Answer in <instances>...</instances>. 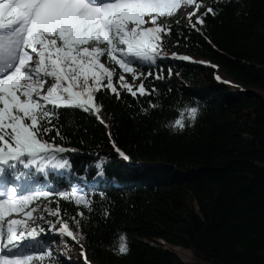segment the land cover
Listing matches in <instances>:
<instances>
[{"label":"trees","instance_id":"obj_1","mask_svg":"<svg viewBox=\"0 0 264 264\" xmlns=\"http://www.w3.org/2000/svg\"><path fill=\"white\" fill-rule=\"evenodd\" d=\"M205 6L217 14L207 15L199 31L189 27L188 16L168 18L165 58L141 65L155 94L98 93L107 127L79 108L58 110L53 124L63 138L55 131L49 138L73 149L61 157L70 166H49L46 175L32 168L35 187L77 190L93 210L57 195L38 201L58 206L74 232L71 217L82 210L84 239L50 230L60 224L45 211L44 231L25 240L19 254L51 251V259L45 255L36 264H198L182 261L162 241L204 264H264V0H205ZM190 107L198 108L194 122L187 118ZM181 112L186 127L173 129ZM121 236L126 254L118 251Z\"/></svg>","mask_w":264,"mask_h":264},{"label":"snow or ice","instance_id":"obj_2","mask_svg":"<svg viewBox=\"0 0 264 264\" xmlns=\"http://www.w3.org/2000/svg\"><path fill=\"white\" fill-rule=\"evenodd\" d=\"M182 6H194L188 14L189 27L198 31L197 25L202 27L207 15L217 14L212 6H205V0H0V264H36L43 262L45 255L52 258L51 251L19 254L25 240L35 241L44 231L37 222L44 217H37L39 208L33 206L38 201L57 195L89 212L93 210L92 200L77 190L53 192L35 187L38 179L30 170L35 168L46 175L49 166H70L61 157L73 149L49 138L53 131L61 137L53 124V120L59 121V109L79 108L105 124L98 93L109 91L120 99L122 92L138 98L158 91L147 88L140 67L165 58L163 42L173 27L168 18ZM201 8L205 11L197 15ZM172 58L189 60L176 53ZM125 74L140 83H130ZM149 105L157 107L151 101ZM186 113L194 122L198 108H187ZM184 117L181 112L170 126L183 130ZM112 146L124 160L129 159L114 142ZM21 168L29 171L22 172ZM42 207L58 218L59 229L50 230L73 240L84 239L82 210L71 217L74 232L58 206ZM118 251H128L124 236Z\"/></svg>","mask_w":264,"mask_h":264},{"label":"rangeland","instance_id":"obj_3","mask_svg":"<svg viewBox=\"0 0 264 264\" xmlns=\"http://www.w3.org/2000/svg\"><path fill=\"white\" fill-rule=\"evenodd\" d=\"M192 9H193V6H182L178 11H177V13L175 14V15H177V16H179V17H181V18H184V17H186V16H188V14L190 13V12H192ZM133 84L134 85H137V83H135V82H133ZM42 205H45V203H43V202H39L37 205H33V206H35V207H38L39 208V210L37 211V213L35 214L37 217H40V216H43L44 218L43 219H38V224L39 225H41V224H44L45 223V211L43 210V207H42ZM60 227V226H59ZM59 227L58 228H56V229H59ZM165 247V246H164ZM180 258V257H179ZM181 259V258H180ZM182 260V259H181ZM183 261V260H182ZM184 262H186V263H200V264H204V263H202V262H200V261H198L197 259H195L193 256H192V254H191V258L190 259H187L186 261H184Z\"/></svg>","mask_w":264,"mask_h":264},{"label":"bare ground","instance_id":"obj_4","mask_svg":"<svg viewBox=\"0 0 264 264\" xmlns=\"http://www.w3.org/2000/svg\"><path fill=\"white\" fill-rule=\"evenodd\" d=\"M159 242L163 243L162 241H159ZM161 245H163V244H161ZM163 246L174 251L183 261H186L187 259L191 258V253L188 250H184V249L177 248V247H171V246H168L166 244H164Z\"/></svg>","mask_w":264,"mask_h":264},{"label":"water","instance_id":"obj_5","mask_svg":"<svg viewBox=\"0 0 264 264\" xmlns=\"http://www.w3.org/2000/svg\"><path fill=\"white\" fill-rule=\"evenodd\" d=\"M160 243V242H159ZM160 244H163L164 245V243H160ZM166 249H168V248H166ZM169 250V249H168ZM172 251V250H171ZM174 254H176L174 251H172ZM177 255V254H176ZM178 256V255H177ZM179 257V256H178Z\"/></svg>","mask_w":264,"mask_h":264}]
</instances>
